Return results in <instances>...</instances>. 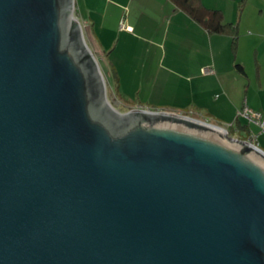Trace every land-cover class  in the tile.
I'll list each match as a JSON object with an SVG mask.
<instances>
[{"label":"water","instance_id":"obj_1","mask_svg":"<svg viewBox=\"0 0 264 264\" xmlns=\"http://www.w3.org/2000/svg\"><path fill=\"white\" fill-rule=\"evenodd\" d=\"M73 0H0V264H264V151L120 115Z\"/></svg>","mask_w":264,"mask_h":264},{"label":"crops","instance_id":"obj_2","mask_svg":"<svg viewBox=\"0 0 264 264\" xmlns=\"http://www.w3.org/2000/svg\"><path fill=\"white\" fill-rule=\"evenodd\" d=\"M201 2L236 25L234 42L230 34L208 33L170 0H73L87 48L98 61L110 57L102 73L118 85L121 102L134 96L193 112L231 128L235 138L248 137L257 126L241 125L237 111L245 105L264 115V0Z\"/></svg>","mask_w":264,"mask_h":264},{"label":"rangeland","instance_id":"obj_3","mask_svg":"<svg viewBox=\"0 0 264 264\" xmlns=\"http://www.w3.org/2000/svg\"><path fill=\"white\" fill-rule=\"evenodd\" d=\"M244 2V0H242ZM73 18L75 19L76 18V11H75V8H74V4H73ZM257 12L255 10L252 11V16L253 17H256V14ZM262 14L264 15V10H262ZM82 25V24H80ZM94 57V60L96 61L97 63V68H99V71H100V74H101V84H102V91H103V101L104 103L106 104V106L112 110L114 113L116 114H120V115H124L126 114L129 110L131 109H134L136 108V106H141V107H144V108H149V109H162V110H168V109H171L169 107H161V108H156V107H153L149 104H145V103H139L138 102V98L137 97H134V96H130V100H127V101H130L128 103H124V102H121L120 99H119V94H118V85L117 84H114V80H107L105 78V76L103 75L102 73V69L104 70V64H106V62H108V60H110V57L108 55H104L103 58L101 60H96L97 58ZM101 61V62H100ZM101 64H100V63ZM112 88V89H111ZM128 97H126L127 99ZM260 100L264 103V91H260ZM182 114H188L189 117L191 118H195V119H198V120H201V121H205L204 118H202L201 116H198L196 115V113H193V112H182ZM241 125H244V124H247L248 121L246 118H244L243 116H241ZM260 119H264V115L262 114ZM208 121V120H207ZM210 124H213L212 122L208 121ZM251 124H254V123H251ZM213 125H216V124H213ZM256 125V124H255ZM218 126V125H217ZM254 125H251V127H253ZM257 128L253 127L256 131L255 132H251V134H257V138H256V143H257V146L259 148H263L264 150V131H262L260 129V127L258 125H256ZM228 132V136H232L233 132L231 130V128H225ZM226 132V131H225ZM234 137V136H232ZM235 138V137H234Z\"/></svg>","mask_w":264,"mask_h":264},{"label":"trees","instance_id":"obj_4","mask_svg":"<svg viewBox=\"0 0 264 264\" xmlns=\"http://www.w3.org/2000/svg\"><path fill=\"white\" fill-rule=\"evenodd\" d=\"M170 1L173 2L180 10L190 16L194 21L200 24L208 33H227L232 36L233 42L236 40V25L234 23L224 22L222 12L219 9L208 8L202 4L201 0ZM236 67L243 71L241 65L237 64ZM246 137L247 136H241L238 137V139H243Z\"/></svg>","mask_w":264,"mask_h":264},{"label":"built area","instance_id":"obj_5","mask_svg":"<svg viewBox=\"0 0 264 264\" xmlns=\"http://www.w3.org/2000/svg\"><path fill=\"white\" fill-rule=\"evenodd\" d=\"M204 73H211L212 70L210 68H203L202 70ZM131 110H145V111H149V112H165V113H170V114H174V115H177V116H184V117H189L188 114H182V112H175V111H168V110H162V109H149V108H144V107H141V106H136V108L134 109H131ZM237 115L239 116H243L244 118L247 119L248 123H254L256 125H258L260 127V129L262 131H264V119H260V115L258 113H255V112H252L251 110H249L245 105L237 111ZM203 122H206L208 124H210L207 120L203 121ZM217 126V125H215ZM218 128H220L221 130L223 131H226L227 133V130L223 127H220V126H217ZM256 138H257V134H249L248 137L246 138H243V139H240L252 146H257V143H256Z\"/></svg>","mask_w":264,"mask_h":264}]
</instances>
